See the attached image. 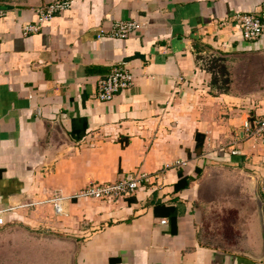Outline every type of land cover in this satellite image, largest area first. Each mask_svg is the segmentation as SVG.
Listing matches in <instances>:
<instances>
[{
	"label": "crops",
	"instance_id": "1",
	"mask_svg": "<svg viewBox=\"0 0 264 264\" xmlns=\"http://www.w3.org/2000/svg\"><path fill=\"white\" fill-rule=\"evenodd\" d=\"M51 1L0 0V210L148 180L60 214L50 201L5 213L0 264L257 263L264 138L244 123L264 113V35L244 38L234 16L264 0H73L25 31ZM118 20L140 27L112 37ZM121 62L134 84L99 100Z\"/></svg>",
	"mask_w": 264,
	"mask_h": 264
},
{
	"label": "built area",
	"instance_id": "2",
	"mask_svg": "<svg viewBox=\"0 0 264 264\" xmlns=\"http://www.w3.org/2000/svg\"><path fill=\"white\" fill-rule=\"evenodd\" d=\"M73 0H54L37 8L38 22L30 23L25 26V31H36L44 21H48L59 12H62L72 5ZM1 14V12H0ZM242 31L244 38L248 40H257L264 35V3L259 12H241L234 16ZM140 27L135 20H118L114 23L110 36L126 38ZM135 76L126 62L115 65L110 73L99 78L97 82V98L101 101H110L115 95L129 89L134 84ZM244 131L248 138H264V113L253 119H247L244 123ZM234 149L233 153H238ZM148 180L145 173L136 176H123L117 181L109 183H91L72 196L56 195L47 200L30 201L24 204L9 206L0 210V224H5V213L14 210L17 207H31L50 201L54 204L58 214L64 211L65 201L72 199H97L113 200L125 197L135 192L143 181ZM166 223V220L162 221ZM255 264H264V258L259 259Z\"/></svg>",
	"mask_w": 264,
	"mask_h": 264
},
{
	"label": "water",
	"instance_id": "3",
	"mask_svg": "<svg viewBox=\"0 0 264 264\" xmlns=\"http://www.w3.org/2000/svg\"><path fill=\"white\" fill-rule=\"evenodd\" d=\"M260 206H261V201H260ZM261 259L264 258V255L260 257Z\"/></svg>",
	"mask_w": 264,
	"mask_h": 264
},
{
	"label": "rangeland",
	"instance_id": "4",
	"mask_svg": "<svg viewBox=\"0 0 264 264\" xmlns=\"http://www.w3.org/2000/svg\"><path fill=\"white\" fill-rule=\"evenodd\" d=\"M5 216V215H4ZM6 217V216H5ZM4 251H6V250H4Z\"/></svg>",
	"mask_w": 264,
	"mask_h": 264
}]
</instances>
